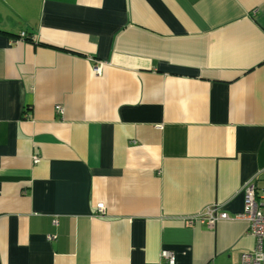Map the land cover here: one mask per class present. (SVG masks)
<instances>
[{"label":"crops","instance_id":"1","mask_svg":"<svg viewBox=\"0 0 264 264\" xmlns=\"http://www.w3.org/2000/svg\"><path fill=\"white\" fill-rule=\"evenodd\" d=\"M5 1L1 264H241L264 0ZM213 205L235 218L187 225Z\"/></svg>","mask_w":264,"mask_h":264},{"label":"built area","instance_id":"2","mask_svg":"<svg viewBox=\"0 0 264 264\" xmlns=\"http://www.w3.org/2000/svg\"><path fill=\"white\" fill-rule=\"evenodd\" d=\"M21 36L25 38L26 34L23 33ZM39 162L38 158L34 159L35 164ZM244 192V212L237 218L247 222L248 232L255 239V246L251 251L241 255V264H264V188L258 190L254 183H247ZM97 209L103 212L104 205L99 204ZM234 218L227 212L221 211L219 205H213L203 213L187 217L185 221L189 226L207 225L211 228L220 221H229ZM162 258L172 264L175 263V256L172 252L163 251Z\"/></svg>","mask_w":264,"mask_h":264},{"label":"rangeland","instance_id":"3","mask_svg":"<svg viewBox=\"0 0 264 264\" xmlns=\"http://www.w3.org/2000/svg\"><path fill=\"white\" fill-rule=\"evenodd\" d=\"M3 6L9 7L5 0H0V7L3 8Z\"/></svg>","mask_w":264,"mask_h":264},{"label":"water","instance_id":"4","mask_svg":"<svg viewBox=\"0 0 264 264\" xmlns=\"http://www.w3.org/2000/svg\"><path fill=\"white\" fill-rule=\"evenodd\" d=\"M0 264H1V260H0Z\"/></svg>","mask_w":264,"mask_h":264}]
</instances>
